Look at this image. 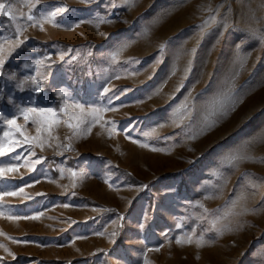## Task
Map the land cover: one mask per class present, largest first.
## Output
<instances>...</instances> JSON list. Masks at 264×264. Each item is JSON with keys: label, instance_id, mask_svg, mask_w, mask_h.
Segmentation results:
<instances>
[{"label": "rangeland", "instance_id": "374dc122", "mask_svg": "<svg viewBox=\"0 0 264 264\" xmlns=\"http://www.w3.org/2000/svg\"><path fill=\"white\" fill-rule=\"evenodd\" d=\"M0 3V264H264V0Z\"/></svg>", "mask_w": 264, "mask_h": 264}, {"label": "snow or ice", "instance_id": "6c2138e0", "mask_svg": "<svg viewBox=\"0 0 264 264\" xmlns=\"http://www.w3.org/2000/svg\"><path fill=\"white\" fill-rule=\"evenodd\" d=\"M36 5L33 4L31 5L32 8H34ZM6 5L4 3H0V15H8V16H11L12 13L10 11H6ZM63 11V9H57L56 11H53L52 13H50V17H55L57 15L58 12H61ZM34 15L31 14V12H29L26 16V19L27 21H33L34 20ZM259 39L261 40H264V35L258 37ZM5 42H7V38H5ZM3 53V47L0 46V54ZM61 59H63V57H61ZM3 63H4V60L3 59H0V67L3 66ZM33 82L34 83H38L35 81V79L33 78ZM37 91L39 90V88L36 89ZM105 91H107V89H105ZM61 95H65V93L61 92L60 93ZM76 108L79 109V112L80 114L82 115H93L95 116V114H98L101 110L100 109H96V108H92L90 110H88L87 113H85V109L82 105H76L75 106ZM183 108L185 109V115H187V112H186V109H187V105H184ZM25 112H30V113H36L37 110L36 109H25L24 110ZM64 114L65 116H68L69 118V122L67 123V126L69 128H74V129H77L79 130L80 128V117L78 116H72L68 113L67 111V108L64 109ZM39 115L44 117V120H45V124H46V128L45 130L46 131H51L52 127L54 124H58L60 123L59 120H55V119H52V120H49L48 119V116H51V117H56V112L55 110L53 109H47V110H44V109H40L39 110ZM25 120L28 119V116L25 115L24 117ZM73 120H77L79 122L73 124L71 121ZM7 123L12 126V128L15 129L16 132H19L21 135H23V132L21 131V126L17 124L16 122V119H11V120H8ZM33 123H36L38 126H37V132L39 133L41 131V125L40 123L37 121V120H33ZM108 123H111V122H108ZM88 131L90 132L91 131V127L88 128ZM5 137H8L7 140H3V141H0V156H3L5 155L6 151H9V150H15V147L16 145L15 144H12L11 143V133L9 132H6L5 134ZM34 140H39V136L37 137H33ZM28 138L25 137V141L27 142ZM8 145H11V147L9 148ZM41 146H43L41 144ZM142 147H147V145H141ZM228 166L229 167H238L241 163H244V162H255L256 158L252 155H250L247 151H238L234 154H231L228 158ZM8 171H12V169H8ZM4 172V169H0V174H3ZM16 193H6V195H15ZM243 195L237 197L235 200H233L231 203L233 205H235L240 199H243ZM207 211V210H205ZM245 212H247V209L244 208L242 209L241 213H238V214H244ZM30 219H38V217H28ZM228 226L227 225H224L223 227L221 228H218L216 229L217 233L218 234H222L223 231L227 228ZM191 237L188 238V242L190 243L191 242ZM180 241H178L179 243ZM198 243H201V246H203V237H198Z\"/></svg>", "mask_w": 264, "mask_h": 264}]
</instances>
